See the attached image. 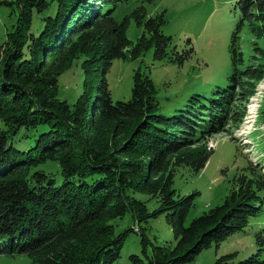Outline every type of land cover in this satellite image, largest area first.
I'll list each match as a JSON object with an SVG mask.
<instances>
[{
    "label": "trees",
    "instance_id": "trees-1",
    "mask_svg": "<svg viewBox=\"0 0 264 264\" xmlns=\"http://www.w3.org/2000/svg\"><path fill=\"white\" fill-rule=\"evenodd\" d=\"M125 1L0 2L19 13L0 42V255L33 264H188L264 217V173L238 179L222 205L190 223L199 194L181 196L153 180L172 160L203 171L213 152L201 145L245 115L264 69V0H228L236 20L228 85L191 94L171 116L158 113V90L141 68L131 99L112 98L107 75L115 60L153 50L154 61L182 66L196 52L164 34L165 12L149 16L140 4L118 21ZM45 13L34 31L35 15ZM131 21L143 28L136 42L127 37ZM82 56L83 92L69 104L58 98L59 79ZM162 216L173 237L167 246L148 236L147 224ZM260 255L228 254L214 264H255Z\"/></svg>",
    "mask_w": 264,
    "mask_h": 264
},
{
    "label": "rangeland",
    "instance_id": "rangeland-1",
    "mask_svg": "<svg viewBox=\"0 0 264 264\" xmlns=\"http://www.w3.org/2000/svg\"><path fill=\"white\" fill-rule=\"evenodd\" d=\"M5 1L16 0H0ZM139 5L148 10L149 16L165 12L167 23L163 27L164 34L174 38L179 50L193 46L196 52L182 66L154 61L153 50L136 61L115 60L107 75L114 102L131 99L133 75L140 68L154 81L158 90V113L164 116L174 115L191 94L210 96L217 86L228 85L232 69L228 45L236 26V20L226 13L228 0H127L117 9L116 19L122 21ZM18 14L15 5L0 6V42L5 40L7 32L14 29ZM47 15H35L34 31L42 27L40 18ZM51 15H55V6ZM142 33L143 28L131 21L127 37L136 42ZM84 60L85 57H80L60 77V100L74 104L82 94ZM260 73L257 80L252 81L251 94L244 103L245 115L241 121L231 124L223 133L214 135L201 145L213 152L203 171L194 173L188 168L175 167L172 160L165 172L153 177V180L160 179L163 183L170 182L181 196L199 194L196 205L189 213L188 223L222 205L238 179L257 180L259 174L264 173V69L261 68ZM98 74L103 77V72ZM147 227L150 228L149 238L159 245L167 246L173 241L164 216L151 220ZM259 236L264 239V217L252 222L245 232L231 237L219 248L214 245L204 250L188 264H214L218 257L228 254H235V260L242 261L258 253L261 254V261L255 264H264V241L259 242ZM135 240L131 239L129 244L136 245ZM0 264H33V260L25 255H0ZM118 264L128 263L122 260Z\"/></svg>",
    "mask_w": 264,
    "mask_h": 264
}]
</instances>
